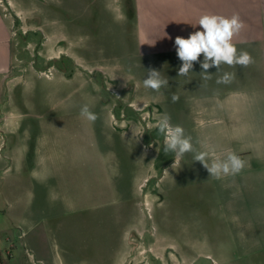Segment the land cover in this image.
<instances>
[{"label":"crops","instance_id":"obj_1","mask_svg":"<svg viewBox=\"0 0 264 264\" xmlns=\"http://www.w3.org/2000/svg\"><path fill=\"white\" fill-rule=\"evenodd\" d=\"M45 1L0 0V264H22L23 258L29 264H76L73 253L66 259L60 253L52 256L46 246L39 252L27 237L40 232L54 235L68 215L98 204L128 202L131 191L145 182V160L130 146L139 144L137 135L145 126L139 121L131 126L134 120L129 116L112 114L103 84L77 48L69 51L71 66L34 65V59L44 64V58L56 62L67 56L66 35L51 28L48 6L40 24L25 21L26 28L36 29L24 28L19 34L20 11ZM122 4L125 42L132 41L136 56L159 66L169 64L177 73L182 62L176 54V36L187 38L201 31L197 24L203 14H239L245 28L233 43L238 51L249 52L254 63L222 64L218 72L212 67L208 81L201 79L202 69L195 63L185 84L171 86L170 106L178 107L171 110V123L192 138L229 139L232 147L223 150L221 158L231 151L245 161L242 172L232 176L235 183L251 189L264 186V0H122ZM62 19L71 21L67 15ZM38 30L37 38L33 32ZM225 72L235 73V78L217 84ZM177 73L171 81L177 80ZM82 91L83 97L68 100ZM173 93L179 97L176 102ZM85 104L97 115L95 122L80 115ZM104 250L102 258H111L112 264L120 258L119 248Z\"/></svg>","mask_w":264,"mask_h":264},{"label":"rangeland","instance_id":"obj_2","mask_svg":"<svg viewBox=\"0 0 264 264\" xmlns=\"http://www.w3.org/2000/svg\"><path fill=\"white\" fill-rule=\"evenodd\" d=\"M47 6L51 28L66 35L67 56L56 62L44 58V64L34 59V65L71 66L74 60L68 54L76 47L103 84L112 114L129 116L134 120L129 122L131 126L138 121L145 126L137 135L139 144L134 147L131 142L130 146L145 160L146 176L143 185L131 191L130 201L98 204L68 215L61 221L60 232L30 234V246L39 252L46 246L52 256L60 253L66 259L73 253L76 264H112L111 258H102L105 247L119 248L120 258L115 264H264V212L257 211L264 210V186L251 189L236 184L232 176L216 179L200 162L193 161L191 153L174 164V154L164 152V136L157 123L163 114L171 117V110H178L176 105L170 106L171 86L179 81L185 84L186 78L179 77L169 64L159 66L136 56L130 30V41L125 42L122 0L35 2L18 14L19 34L24 28L36 29L26 28L25 21L40 24ZM89 6L91 9L86 10ZM65 15L71 21H63ZM39 31L33 32L37 38L41 37ZM32 60L29 57L28 64ZM149 68L168 77L169 86L159 92L144 88L145 70ZM174 72L178 78L171 81ZM80 94L83 97V91L72 93L68 100ZM192 141L198 150L209 153V163L222 159L223 150L232 147L229 139ZM18 245L23 251L21 243ZM25 260L22 264H29L28 258Z\"/></svg>","mask_w":264,"mask_h":264},{"label":"clouds","instance_id":"obj_3","mask_svg":"<svg viewBox=\"0 0 264 264\" xmlns=\"http://www.w3.org/2000/svg\"><path fill=\"white\" fill-rule=\"evenodd\" d=\"M202 30L190 33L187 38L176 36L174 45L178 59L182 62L178 69V76L187 77L195 63H199L202 71L200 77L203 81L212 79L208 70L212 67L220 70L222 64L230 67L237 65L248 67L254 63L249 52L240 50L233 43V38L245 28L239 14L226 17L218 14H203L199 17L198 24ZM196 26V25H195ZM193 26V27H195ZM203 55V60L199 58ZM146 77L143 86L155 92L169 86V78L161 72L149 68L145 70ZM235 78V73L225 72L216 79L217 84H229ZM179 97L173 93L172 101ZM80 115L90 122L97 120V115L92 112L87 104L80 109ZM158 131L164 136V152L173 153L174 164L179 162L185 154L191 153L193 161L200 162L211 177L220 179L222 176H235L245 168V161L235 152L229 151L224 159H213L209 163V153L200 151L193 144L192 137L185 134V129L180 125H173L171 117L165 113L157 123ZM173 164V165H174ZM167 170V169H165Z\"/></svg>","mask_w":264,"mask_h":264}]
</instances>
